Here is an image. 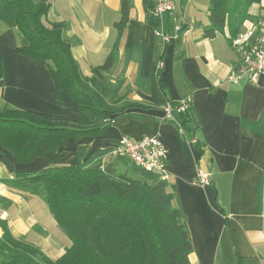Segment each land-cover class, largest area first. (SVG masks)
<instances>
[{"label":"crops","instance_id":"0c3cea01","mask_svg":"<svg viewBox=\"0 0 264 264\" xmlns=\"http://www.w3.org/2000/svg\"><path fill=\"white\" fill-rule=\"evenodd\" d=\"M49 1L45 21L66 23L72 58L81 74L94 76L93 68L115 49V62L101 81L119 97L150 105L125 107L101 136L69 139L64 163L77 161L75 153L81 145L93 150L111 147L124 136H159L168 150L169 181L175 185L190 231L191 263L264 264V76L256 84L247 77L230 81L240 55L230 44L227 29L213 38L204 36L210 0H185L177 21L190 29L168 44L157 36L146 0L131 1L122 32L116 25L122 17V0ZM147 1L152 6L156 2ZM249 13L253 18L263 16L264 0L253 4ZM27 45L14 12L0 5V109L76 119L78 107L65 92L57 101L48 63L16 52ZM163 54L159 81L165 83V91L161 92L154 65ZM188 97L193 99L200 148L190 131L181 136L177 126L183 121L181 115L173 110V119L166 117L165 99L179 102ZM47 166L42 158L18 163L0 141V216L7 214L1 223L13 238L55 260L72 242L41 196V184L19 175ZM196 169L208 173L209 185L195 182ZM13 253L44 264L39 255L25 253L0 237V264Z\"/></svg>","mask_w":264,"mask_h":264},{"label":"trees","instance_id":"16d2710c","mask_svg":"<svg viewBox=\"0 0 264 264\" xmlns=\"http://www.w3.org/2000/svg\"><path fill=\"white\" fill-rule=\"evenodd\" d=\"M131 1L122 0V17L116 24L121 32L128 21ZM260 2L210 0L204 36L213 38L227 29L231 44L242 31L244 21L253 19L250 7ZM0 5L14 12L28 39V45L17 47L16 52L38 63L46 61L57 101L61 102V93L65 92L78 107L76 119L0 109V141L13 152L16 161L25 164L42 158L49 163L41 170L21 171L19 175L41 184V196L72 243L59 258L52 260L33 245L13 238L1 223L3 237L25 253L39 255L44 264H192L190 231L170 179L162 180L128 157L113 155L114 144L93 150L81 145L75 153L77 161L64 163L69 155L64 146L69 139L101 136L125 107H150L119 97L101 81L115 62V49L102 65L93 68L94 76L84 77L72 58L66 23L45 21L51 8L49 0H0ZM154 6L155 3L152 6L146 0L148 16L159 27ZM160 70L156 62L154 76L164 92ZM1 76L0 66V86ZM179 102L164 100L183 118L177 124L181 136L185 138L190 131L192 138H196L194 106L178 111ZM128 114L142 116V113ZM196 146L200 148L199 140ZM114 160L122 163V168ZM3 264L34 263L24 253H13Z\"/></svg>","mask_w":264,"mask_h":264},{"label":"built area","instance_id":"2783aa9c","mask_svg":"<svg viewBox=\"0 0 264 264\" xmlns=\"http://www.w3.org/2000/svg\"><path fill=\"white\" fill-rule=\"evenodd\" d=\"M184 2L185 0H156L155 2L154 15L160 19L161 25L156 29V34L165 44L186 35L190 29L177 21ZM164 14L168 16L166 23ZM231 45L238 51L240 61L230 76V81L238 83L242 78L247 77L251 83H258L264 76V15L245 20L242 31L232 39ZM163 66V60H158L157 67L162 69ZM179 103L177 110L183 111L193 104V99L188 97ZM173 110L171 104L167 103L166 117L168 119H173ZM192 141L194 144L198 142L196 138ZM111 153L128 157L138 166L157 174L162 180L170 179L168 150L159 136H143L139 139L124 136L114 143ZM194 180L202 185L210 184L208 173L201 169H196ZM6 216V213L0 216V237L4 234L1 220H5Z\"/></svg>","mask_w":264,"mask_h":264},{"label":"rangeland","instance_id":"374dc122","mask_svg":"<svg viewBox=\"0 0 264 264\" xmlns=\"http://www.w3.org/2000/svg\"><path fill=\"white\" fill-rule=\"evenodd\" d=\"M190 14H193V12H189ZM166 17V14H164V19H166L165 18ZM117 164H120V167L122 168V163H119L118 161H116V160H114ZM126 167V166H125ZM3 237V236H2Z\"/></svg>","mask_w":264,"mask_h":264}]
</instances>
